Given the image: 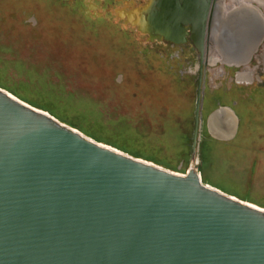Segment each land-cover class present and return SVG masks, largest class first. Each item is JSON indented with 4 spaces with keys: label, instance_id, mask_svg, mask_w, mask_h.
<instances>
[{
    "label": "water",
    "instance_id": "1",
    "mask_svg": "<svg viewBox=\"0 0 264 264\" xmlns=\"http://www.w3.org/2000/svg\"><path fill=\"white\" fill-rule=\"evenodd\" d=\"M261 2L198 0L205 55L246 65L264 37ZM175 19L156 16L155 32L182 41ZM237 129L228 108L208 117L215 140ZM0 264H264V208L196 170L177 175L99 143L0 88Z\"/></svg>",
    "mask_w": 264,
    "mask_h": 264
},
{
    "label": "rangeland",
    "instance_id": "2",
    "mask_svg": "<svg viewBox=\"0 0 264 264\" xmlns=\"http://www.w3.org/2000/svg\"><path fill=\"white\" fill-rule=\"evenodd\" d=\"M82 2L0 0V84L128 155L181 176L196 170L211 187L264 208V84L245 99L207 96L205 109L225 100L240 127L228 141L202 133L194 153V79L166 63L171 51L146 47L109 15L88 16Z\"/></svg>",
    "mask_w": 264,
    "mask_h": 264
},
{
    "label": "flooded vegetation",
    "instance_id": "3",
    "mask_svg": "<svg viewBox=\"0 0 264 264\" xmlns=\"http://www.w3.org/2000/svg\"><path fill=\"white\" fill-rule=\"evenodd\" d=\"M71 1L72 4L76 0ZM83 11L88 16L105 18L107 15L114 22L129 27L139 37L144 38L146 47L159 46V54L164 55L166 50L171 51L168 64L176 65L178 75L184 78H193L195 82V102L192 111L193 130L195 125V111L199 80L204 85L201 95V108L198 116V145L200 148L201 135H210L207 132L208 117L219 108L231 109L229 93H235L238 99H245L251 88L260 87L264 84V37L258 42V47L246 65L239 67L228 66L215 51L205 55L206 40L203 39L201 29V5L196 0H82ZM195 1V2H194ZM201 2V0H199ZM213 0H211L212 2ZM241 5L248 4L249 0H239ZM261 2L262 0H258ZM229 0H224V4ZM264 4V2H261ZM171 5V7H167ZM231 8V6H230ZM259 11L264 14V8L259 6ZM210 10V9H209ZM161 15H173L176 19L174 24L176 31H184V39L180 42L166 39L163 35L155 32V18ZM207 23V21H206ZM206 36V30L205 34ZM202 38V39H201ZM202 48V49H201ZM154 50V49H153ZM212 81L214 86L207 82ZM243 91V95L241 93ZM247 91V92H246ZM222 94L227 102L216 101L213 106L205 109L207 96ZM234 100V99H233ZM235 105L237 101L233 102ZM233 111V110H232ZM235 114V113H234ZM237 117V116H236ZM238 119V127L240 120ZM192 130V141H193ZM211 140H215L210 137ZM199 152L196 148L194 153Z\"/></svg>",
    "mask_w": 264,
    "mask_h": 264
},
{
    "label": "trees",
    "instance_id": "4",
    "mask_svg": "<svg viewBox=\"0 0 264 264\" xmlns=\"http://www.w3.org/2000/svg\"><path fill=\"white\" fill-rule=\"evenodd\" d=\"M0 88H2V89H4V90L8 91V92L11 93V94H13L15 97H17V98L20 99L21 101H23V102H25V103H27V104H29V105H31V106L37 108V109H41V110H43V111L48 112L50 115H52L53 117H55L56 119H58L61 123H64V124L68 125L69 127H72V128H74V129L79 130L81 133H83V134L86 135L87 137H90V138L94 139L95 141H97V142H99V143H104L102 140L96 138L95 136H93L92 134L88 133L87 131H84V130H83L82 128H80L78 125H76V124L72 123L71 121H69L66 117H64L61 113H58L56 110L51 109V108H49V107H46V106H44V105L37 104L36 102H34V101H32V100H29V101H28V100H25V99L21 98V95L18 94L16 91H14V90H12V89H6V88L3 87L1 84H0ZM106 143H107V142H105V144H106ZM107 145H111V144H107ZM200 146H201V144H200ZM112 147H115V146H112ZM115 148H116V147H115ZM116 149L121 150V149H119V148H116ZM202 150H203V148H202ZM121 151H122V150H121ZM125 153H126V152H125ZM133 157L138 158V156H136V155H134ZM145 160H146V161H150V160H148V159H145ZM157 165H158V164H157ZM223 192H224V191H223ZM225 193H226V192H225ZM227 194H228V193H227ZM229 195H231V194H229Z\"/></svg>",
    "mask_w": 264,
    "mask_h": 264
}]
</instances>
